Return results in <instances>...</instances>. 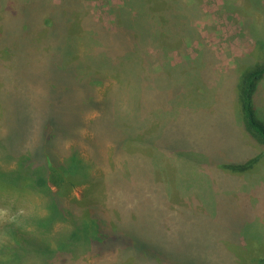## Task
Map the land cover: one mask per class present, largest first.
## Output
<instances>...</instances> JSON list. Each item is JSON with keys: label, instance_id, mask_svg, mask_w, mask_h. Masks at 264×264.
<instances>
[{"label": "rangeland", "instance_id": "374dc122", "mask_svg": "<svg viewBox=\"0 0 264 264\" xmlns=\"http://www.w3.org/2000/svg\"><path fill=\"white\" fill-rule=\"evenodd\" d=\"M122 2L0 0V91L5 88L19 102L30 104L24 113L35 116L36 106L31 104L37 105L44 89L40 78L47 79L52 72L45 66L52 61L55 65L63 55L67 67L76 66L74 71L83 77L101 76L93 92L101 97L108 90L129 116L133 90L128 85L118 90L115 71L119 69L105 72L106 66L95 65L98 56L112 59L114 55L117 63L127 54L115 43L111 48L102 44L112 40L113 11ZM156 2L164 8L173 3ZM182 4L192 8L191 35L179 38L168 32L149 40L144 66L136 65L138 74L149 67L151 83L168 89V96L163 97L168 103L166 112L157 100L161 95L148 92L151 83L137 88L136 103L137 116L147 120L148 129L153 127L168 138V145L158 140L150 145L142 142L134 144L128 155L116 154L105 133L108 122L97 118V112L82 113L85 125L80 135L61 148L65 151L73 144L94 167L90 179L73 185L66 195L75 205L66 221L53 223L50 231L29 226L30 220L40 217L43 221L49 199L37 191L0 188L3 244L11 250L13 241L7 235L11 221L27 230V236H34L37 244L41 241L36 248L41 259L32 250L23 258H11L15 264H260L264 259V144L242 127L237 86L242 72L261 63L264 0H176L177 8L182 9ZM184 10L180 15L185 17ZM68 37L70 56L68 47L65 50ZM84 61L94 66L90 73L82 67ZM120 66L124 67L123 61ZM253 101L256 116L264 123V77L257 83ZM92 137L95 152L84 142ZM6 149L0 138V170L9 177L16 167L7 162L11 159L3 160ZM252 158H257L256 163L245 171L222 168ZM102 173L107 175L99 180ZM0 176L6 175L2 172ZM94 205L105 215L99 220L103 228H116L121 221L127 234L148 239L149 245L137 260L129 256L127 246L112 254H99L97 249L93 255L91 250L86 252V242L79 240L91 231L93 225L88 226L86 216ZM147 207L161 208L164 224L160 232H152L151 214L131 213ZM83 219L72 241L68 239L69 245L61 249L72 222ZM5 250L0 242V253Z\"/></svg>", "mask_w": 264, "mask_h": 264}, {"label": "trees", "instance_id": "16d2710c", "mask_svg": "<svg viewBox=\"0 0 264 264\" xmlns=\"http://www.w3.org/2000/svg\"><path fill=\"white\" fill-rule=\"evenodd\" d=\"M172 2L171 6L166 5L164 8L160 7L161 5H158L156 0H124L118 9L113 11L115 27L110 30L112 40L103 41L102 44L111 48L115 43L116 47L125 49L127 54L123 55L121 60L124 62V67L121 68V61L115 63L114 55H112V59L108 58V55H104L106 59H99L98 56L95 65L106 66L105 72L119 69L118 72L115 71L118 90L121 91L123 85H128L133 90V98L129 103V116L117 105L115 98L112 99L108 90L101 97L93 92L96 89L95 83L102 78L99 75L91 76L90 71L94 69L91 63L84 61L85 64H81L90 73L88 76L86 75L87 77H83L74 71L76 66L75 68L67 67V59H64L63 55H60V60L56 61L55 65H52V61L45 66L51 68L52 72L47 79L40 78L44 81V89L39 95L37 105L31 104L32 108L36 106L34 109L37 111L35 116L24 113L30 110V104L19 102L13 94L1 87L0 138L3 139L4 147L7 148V151L3 152L5 153L3 160L11 159L7 162H13L16 168L11 171L9 177L6 171L0 170V173L4 172L6 175L5 177L0 176V188L6 190L13 188L23 192L37 191L49 199L46 202L45 214L47 215L43 221L40 223V217L36 220H30L27 223L31 224L29 226L50 231L53 223L66 221L69 217L67 215L72 213V208H75L74 203L68 201L66 195L73 185L87 181L91 177L90 170L94 167L91 161L81 157L73 144L69 145L65 151L61 148V145L71 142L80 135L81 128L85 125L82 115L85 111L97 112L100 115L97 118L108 122L110 128L105 133L108 134L112 150L116 154L128 155L134 144L142 142L150 145L158 140L168 145V138L161 137L157 129L153 130V127L148 129L147 120L142 121L141 117L137 116L136 103L139 98L137 88L142 87L143 84L146 86L151 83L152 80L149 76L151 78L153 76L149 67L146 68L147 71L138 74L136 65L139 68L141 65L144 66V49H146L149 40L159 36L165 37L164 34L168 32L179 38L189 34L192 27L189 22L192 8L186 4L184 7L182 4V9H179L176 7V0H172ZM184 9L187 12L185 17L180 15L185 11ZM66 45L65 50L67 51L68 47L70 56L72 44L69 37L66 39ZM99 45L100 43L97 44V46ZM261 47L264 49V46ZM145 53L147 54L146 50ZM260 60V64L252 65L250 69L239 75L237 86L239 85L238 100L242 114V127L253 138L264 144V123L256 116L253 101L257 83L264 77V53ZM160 78L156 76L159 81ZM161 79L165 82L163 77ZM147 89L148 92L161 95L157 100L158 103L166 107L163 108L166 112L168 103L163 97L168 96V89L160 90L153 83L149 84ZM123 112H125V116H122ZM11 114L12 116H10ZM105 133L101 136H106ZM93 136L96 137L97 134L94 133ZM93 138L84 139L85 145L90 149L95 148ZM256 161L257 158H252L242 161L241 165H227L222 168L232 172L245 171L251 168ZM105 175L107 174L102 173L98 179L104 180ZM91 207L92 212L88 211L86 223L89 227L93 226L90 228L91 231H87L84 238L79 240L86 242L84 244L86 252L91 250L93 255L97 249L99 254H112L117 251L121 252L120 248L127 246L129 256L137 260L149 245L148 239L127 234L121 227V221L117 222L116 228H112V225L103 228L99 220L101 217L105 218V215L101 213L100 207L96 205ZM160 211L161 208L147 207V210H133L131 213L133 215L138 213L142 217H150L151 214V227L154 233L156 229L160 232L159 230L164 224L160 219ZM15 218L17 219V217ZM156 219L159 221L157 222ZM83 223L84 219L81 222L77 221V224L72 222L68 231L67 242L59 241V243L61 242V249L65 245H69L68 239L72 241L76 225L81 227ZM98 224L101 226L100 228ZM19 229L21 228L16 226L15 222L11 221L7 224V235L9 240L13 241V245L10 250V246L3 244L0 239L2 246L6 249L5 251H8L0 253V264H15L11 258H23V255L32 250L36 253L39 252L38 256L41 259V252L36 249L41 241L37 244L34 241V236L26 235L27 230L21 229L25 231L20 232ZM24 243H28L26 245L27 250ZM30 244H34L33 249L29 248ZM61 249L58 251L62 252ZM43 256L50 258L48 255ZM260 264H264V259Z\"/></svg>", "mask_w": 264, "mask_h": 264}]
</instances>
